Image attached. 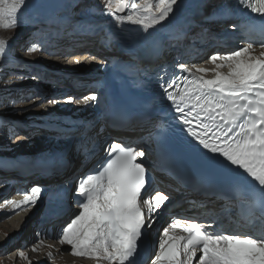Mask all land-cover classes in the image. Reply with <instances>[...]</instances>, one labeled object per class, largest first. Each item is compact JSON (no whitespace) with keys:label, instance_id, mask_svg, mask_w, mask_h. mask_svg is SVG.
Returning a JSON list of instances; mask_svg holds the SVG:
<instances>
[{"label":"snow or ice","instance_id":"6c2138e0","mask_svg":"<svg viewBox=\"0 0 264 264\" xmlns=\"http://www.w3.org/2000/svg\"><path fill=\"white\" fill-rule=\"evenodd\" d=\"M30 2L0 0V27H18L19 14ZM158 2L157 16L149 17L152 4L144 0L143 14L133 12L117 19L151 28L165 21L177 4V0ZM238 2L264 20V0ZM112 7L113 0H108L107 14L115 15ZM127 7L126 0H115L116 12L123 13ZM131 8L137 9V4H131ZM252 47L249 43L230 54L210 57L214 63L219 59L217 68H228L227 74L216 72L215 78L205 79L191 74L180 64V71L189 72L193 78L183 76L182 86L181 76L162 79L160 87L187 136L206 153L222 158L242 178L255 182L251 195L264 201V58L247 55ZM205 71L197 69L198 73ZM67 99L71 102L74 98ZM83 100L87 104L97 101L98 97L91 95ZM56 102L55 98L48 101ZM104 151L106 161L77 181L75 198L80 211L63 227L60 243L70 246L75 256L94 258L96 264H136L142 230L150 227L143 207L152 213L169 197L156 194L154 205L144 199L147 185L142 158L145 150L114 142ZM41 191L39 186L32 187L31 194H26L23 201L13 202L14 207L19 209L37 202ZM141 200L142 204L138 203ZM194 260L196 264H264V238L251 233L220 232L215 230L214 223H201L195 218H177L163 229L152 264H193Z\"/></svg>","mask_w":264,"mask_h":264},{"label":"rangeland","instance_id":"374dc122","mask_svg":"<svg viewBox=\"0 0 264 264\" xmlns=\"http://www.w3.org/2000/svg\"><path fill=\"white\" fill-rule=\"evenodd\" d=\"M212 1L213 0H208L206 5H208ZM37 4L39 3L36 2V5ZM32 6H35V3L33 2L28 3L27 6L23 9V11L29 10L30 8H32ZM43 7L46 11V13L44 14H47L45 19L53 17L54 12L57 15L62 13L61 11L56 9L55 4H53L52 0H48V1L45 0L43 3ZM69 13L70 11L64 14L66 17L64 15H59L60 16L59 19L57 18L53 19L52 22L56 24L54 27L51 26L52 29L44 25V23L38 22L31 25V24H27L24 21H23L24 24L19 23V26L16 28L4 29L0 27V40L5 42L3 44H0V49L6 50L8 53L11 50V53L16 52V53H20V55H21V50L19 51V48L22 49L25 47V49L27 50L31 48L32 50L27 51L28 53L30 52V54L34 51L32 53L34 55H30L32 59L27 58V60H29L30 62V64L28 65H30L31 67L29 66L28 69L26 67L17 68V70L19 71L18 73H12V71L11 72L9 71L10 69L8 68L9 65L7 60L8 57H6V59L0 60V166H3L5 164V166L0 168L19 167L15 169V172H17L16 175H18L17 179L12 177V176H16L13 169H9L11 171H0V227H1L0 228V264H40L37 263L36 260H34L33 262L28 258H21V254H18V252L27 251V254L33 256V254L37 252V249H42V251L40 252L46 253L47 250L43 249L45 244H42L43 238L41 237L43 230L46 228V224H44L43 222L45 219H47V221L54 220L53 216L55 215V213L50 212L49 215H51L52 217L51 216L46 217V213H43V211L44 209H46L47 206L48 208L60 210L59 207L55 205L56 194H52L53 198L51 199V201H47V199L50 198L47 192L52 193L50 186H48V182L58 179L59 181L63 180L64 185H66L64 180L68 181L69 177L66 178V175L62 173V171L64 172L63 165L66 164L67 166L68 162L75 163L82 154L80 152L82 145L84 147V144L88 140L83 141L81 144L75 147V149H73L71 152L68 153L63 152V150H61L56 156H54L55 153L52 151H55L56 149L60 148L61 144L68 143L69 137L72 139L76 138V137L74 138V136L75 134H78L77 133L78 131L72 129L74 128L72 126L75 125L76 122L77 125H81V124L87 125L88 123L94 122L95 125L94 124L93 125L97 126L98 119L100 118V113L102 112V108L104 105L106 106V103L108 102L104 99L102 93L103 89L100 83L97 91H95L96 93L92 91L84 96L86 97V96L96 95L98 97V100L94 101L93 105L89 106V109L87 110L85 115L78 118L77 120L74 118V115H72V112L67 113L69 111L67 107L70 106L74 107L78 105L79 99H77V101L74 102V104L71 101V103L66 106L65 110H63V109H59L56 103L55 104L48 103V101L51 100V96L45 98V95L47 94L46 92L47 90L49 89L51 90L50 94L56 91L55 88L53 87L56 84L54 83L56 81H51L50 85H48L47 87L43 85L45 82H47L45 80H49L48 78L49 74H45V73L52 70L50 68L55 67V65L57 64L56 62L48 63V64L45 62V58L48 57L47 56L48 50L51 47L52 48L59 47L58 44L54 46H50V45L56 43L58 41L57 38H61V40H59L60 42L70 41L72 39L69 38L72 37L76 38L79 32H81L79 26H77L81 22H79V20H76L72 16H71L72 18H70L71 13L70 14ZM201 24L195 25L193 22L187 25L182 23L179 25L180 27L188 26L186 28L188 30H186V32L183 34L182 37H180L179 39L177 38L178 41L174 42V44L172 45L173 47L176 45L174 49H172L174 51H171L174 52L173 55L178 53L179 55L183 56L185 55V52L187 54V48L190 45H193L195 43V40L198 39L197 37H199L200 34L199 29ZM212 26L213 24L211 25V27ZM51 30L53 32L52 37H50ZM215 31L216 29L208 30V32H206V34H208V38L220 34L218 30L217 32ZM185 36L187 37V40H184L186 38ZM97 38H96V42H97ZM231 39L236 40V37L235 38L230 37L227 39V41ZM12 40H16V45H15L16 49L13 47L10 48V44L12 43L11 45H13V42H11ZM39 54L41 55L40 57ZM193 54H196V52H194ZM211 54L212 52L209 51V53L203 56V59H207L208 57H210ZM104 57L107 56L104 55ZM104 57L101 58L100 56V59L104 60ZM94 62L97 63L98 61L95 60ZM107 64H111V63H109L108 60H104L99 70L102 72L106 71ZM104 76L105 75L103 73L102 77ZM70 77H76V76H70ZM94 77L100 78L97 75H95ZM102 79L103 78H101L100 80ZM89 82L90 81L88 80L89 85L96 84ZM85 87L88 88V86ZM43 96H44V100H41L43 99ZM68 96L69 93L64 95L62 98H66ZM37 98L38 100H36ZM16 105H21V106L23 105V106L22 108L20 107V109L16 112H10V115L8 111H1V109L5 108L6 106L11 107ZM81 109L85 110V106H82ZM61 114L64 115L66 114L67 115L66 118L70 116V121L69 120L67 121L66 119H61L60 118ZM14 115H16V118L13 117ZM23 116H24L23 122L17 120L18 118L22 119ZM73 119L77 121L73 123ZM85 120H89L90 122L87 121L84 123ZM19 121L20 123L17 124V122ZM18 126H21V129L18 132H16L17 131L16 129H19ZM40 126L43 127V130L39 129ZM44 126H47L49 128H44ZM52 126H66V127L65 129H63V133L61 134L55 133L57 134V136H54V133H52L53 130ZM93 130H96V128L89 129L90 132ZM110 140L111 139H108V141ZM114 140L115 139H113V141ZM52 160L54 161L52 162ZM11 164H14L13 165L14 167L11 166ZM61 166H63L62 169H59L58 171L57 168L58 167L61 168ZM80 178L81 176H78L77 180H79ZM28 181H32L35 186H39L42 190L41 194L38 197L37 202L30 203L27 206H23L19 208L13 213H9L11 207L14 206L13 202L18 203L19 201L24 200V196L26 194H29V192L26 190L27 189L26 187L30 186L32 182H28ZM49 184L52 186L58 185L57 183H49ZM43 194H44V198H42ZM61 212L65 214V211L60 210V213ZM23 217H24V221H22ZM44 217L45 219H43ZM11 221L12 223L10 224ZM34 225L36 227L35 233L31 236L29 228ZM55 225H59V224L49 222L47 228L49 227L52 228ZM16 227L18 228V231H20L19 234L14 232ZM49 234L50 233L46 234V239L50 241V243H53V240L49 239L50 238ZM40 252L38 251L37 253ZM12 256H14V260L11 259ZM51 258L52 259H49L48 257L46 264H66L65 262L61 263L60 260L59 261L55 260L56 258L53 257Z\"/></svg>","mask_w":264,"mask_h":264},{"label":"bare ground","instance_id":"6f19581e","mask_svg":"<svg viewBox=\"0 0 264 264\" xmlns=\"http://www.w3.org/2000/svg\"><path fill=\"white\" fill-rule=\"evenodd\" d=\"M42 1L43 0H31V2L35 3V6H32V8H30L29 10H27V11L24 10L23 13L19 14V20H20L19 23H23V21L26 22L27 24H31V25L38 23V22L44 23L45 21H43V17H39L40 14L46 13V11L43 7V3L45 0L43 2ZM46 1H48V0H46ZM52 1H53V4H55L56 9L62 12L59 15H64L71 10L70 8H73V10H77L75 8V5H77L78 1L79 2H84V1L86 2L88 0H52ZM99 1L102 3L100 4L101 7H99L100 12H98V14H97L98 17L97 16L94 17V15H96V14L93 11L88 10V12H87L89 14L87 16L90 17L91 19H93V22L91 23V25H93V26L90 25L87 27L84 21L79 23V25H77V26H79L80 31H83L85 28H87V30H88V31L84 32L83 34H81L80 37H78V38H85L86 39L87 37H90V35H92L91 38L94 40L93 42H96V38H97V35H99V31L93 32V31H89V29H91V27H92V29L96 30L99 28L100 25L106 27V31H109V32L105 33L104 46L99 48L100 49L99 52L100 53L105 52V54H108L107 53L108 49L112 50L111 51L112 55H109V59H107L108 62L111 61V64H107L106 71L102 72L99 70L101 65L103 64V61H104V60L100 59V54H99V55L94 56L95 60H97L98 62L97 63L93 62V65L90 66V69L88 70V72L85 76H81L78 78H76V77L65 78L66 76H63L61 74H59V75L52 74V73H50V71L45 73V74H49V77H48L49 80H45L47 82L44 81L45 82L43 84L44 86L47 87L48 85H50L51 81H56V84L53 86L56 91L53 90L54 92H52V94H50L51 90L50 89L47 90L46 91L47 94L45 95V98L49 97V96H51V99H52V97L55 98L57 101L56 105H58L59 109H63V110H65L66 106L71 103V102L67 101L68 100L67 98L69 96L74 98L72 100L73 104H74V102L77 101V99H79L78 105H76L74 107H71V106L67 107V109L69 110L67 113L72 112V115H74V118L77 120H78V118L84 116L85 113L87 112V110L89 109V106H92L94 103V101H88V103L86 104L83 100V97L86 94H88L92 91L93 92L97 91L96 86L94 87V86H90L88 84L89 79H92L93 81L98 83V87L101 83V86L103 89L102 93H103L104 99L108 102L109 101L113 102V104L123 103L124 101H128L130 97H133L132 95L147 96L149 94V91H148V80L150 77L148 74L149 66L145 62H143V66H144L143 68L138 69V70L136 69L137 71L135 70V72H131V70L129 69L130 62H139L138 57L141 55L142 56H144V55L148 56L149 50H151V48L155 49V53L153 55L154 57L157 55H160L159 51L160 52L164 51V53H167L169 55H173L174 52H171V51H174L172 49H174V47L176 45L174 47L172 45L174 44V42H177L180 37L183 36V34L186 32V30H188V29H186L188 26L180 27L179 25L181 23L187 25V24H190L193 22L195 25L201 24L200 23L201 20L203 18H205L206 15H208V13H210L212 7L217 6L221 0H213L208 5H206L208 0H177V4L173 6V12H171L169 14V17L166 18L165 21H162L160 24L153 25L151 28H148V29H145L143 25H132L128 21L117 19L118 16H125V15H128V14L133 13V12H137L138 14H143V8L141 6L144 4V0H126V3L129 5V7H127L123 13H118L115 11V0H113V7H112L111 11L114 12L115 15L107 14L108 10L106 9V5L108 3V0H99ZM36 2H38L39 4L36 5ZM149 2L152 4V8L149 9V13H148L149 17L157 16L159 14V2H158V0H149ZM133 3L137 4V9H135V10L131 8V4H133ZM218 7H220V6H218ZM202 12H204V14ZM70 13H71V11H70ZM71 15H73V17L76 20L80 21L81 17L79 15H77L75 13H71ZM104 16H106V17L108 16V18L105 22H101L103 19H105ZM90 18H88V19H90ZM199 18H201V19H199ZM98 22H100V24H98ZM213 22L214 23H213V26L211 28L208 25H205L204 23L201 24L200 29H199V31H200L199 37H197L198 39L195 40V43L193 45H190L187 48V54L185 52V55H183V56L179 55L178 53L173 55L175 58V61H177L180 64H183L184 66H189L191 68L190 70H192L195 75H202L205 79L215 78L216 72H220L221 74H227V72L229 71V69L226 67L217 68V64L221 63V61L218 59L215 63L212 62L210 59V57L212 55H214V54H219V55L230 54L233 51L240 50L242 48L247 47V45L249 44L244 39L240 38V40H238V38L241 35L238 31H236L237 28L233 27V25L230 26L229 23H228L229 26H226L227 22H225V21H223L225 23L223 24V27H222L223 29L222 30L220 29L221 30L219 32L220 34H217L211 38H208V34H206V32H208V30H214V29L218 30V27L223 23V22L218 23L215 20H213ZM215 23H217V25H218L217 28H216ZM224 26H226V27H224ZM230 37H232V38L236 37L237 40L231 39V40L226 41ZM216 38H219L220 40L217 41ZM184 40H187V37ZM216 42L222 46V51L217 48L218 45L216 44ZM228 43L230 46H227ZM120 46L124 50V52H122V53L117 51L118 47H120ZM40 50H41V48H40ZM79 50H83V48H80ZM126 50H130L131 53H133V54H129V56L126 55V52H125ZM209 51L212 52L210 57H208L207 59H203V56L205 54L209 53ZM194 52H196V54H193ZM32 53L30 54V52H29V55H34ZM135 53L137 55H135ZM261 53H264V46H262V44L261 45L253 44L252 49L249 51V53L247 55H249L251 57H256V58H264L261 56ZM62 54H63L62 47H53V48L51 47L48 50V55H47L48 57L45 58V62L47 64L53 63V62L54 63L56 62L57 64H59V63H61V61H59L58 59L61 58ZM8 55H9V53L6 50L0 49V60L6 59V57ZM40 56L41 55L39 54V57ZM54 57H56V58H54ZM111 57H112V59H111ZM194 65L197 66L196 69H195ZM199 68H204V69H206V71L203 73H198L197 69H199ZM143 69L145 71H141ZM51 71H53V70H51ZM103 73L105 75L104 77H102ZM95 75L99 76L100 78L94 77ZM91 77H93L94 79L96 78V79L94 80ZM101 78H103V79L100 80ZM85 86H88L89 89L86 88ZM67 93H69V96L66 98H62ZM36 100H38V98ZM41 100H44V96H43V99H41ZM22 106L21 105H16V106H11V107H7V106L5 107L4 106L5 108L1 109V111H8L9 115H10V112H16L20 109V107L22 108ZM82 106H85V110L81 109ZM24 115H26V114H24ZM66 116H67L66 114L65 115L61 114L60 118L66 119L67 121L68 120L70 121V116H68V118H66ZM17 120H20L21 122H23L24 116L22 119L18 118ZM77 120L73 119V123H75ZM20 121L17 122V124L20 123ZM76 123H75V125H73V126L71 125V126L74 127L72 129H74L78 132L81 131L87 125L89 127H88V129H85L86 131L89 129H93V128L97 127V126H94L95 125L94 122L88 123L87 125L81 124V125H77V126H76ZM18 127H19V129H16L17 130L16 132H18L21 129V126H18ZM151 127L153 130L149 131V134H147V132H145L146 133L145 135H142L139 139H137V141H140L139 150L143 149L146 151V155L143 159L147 160V161H150L149 156H151L150 145H151V143L154 144L155 141L157 140L156 137L158 135H155V134H156L157 130H159L161 125L159 124V121L157 119H154L151 123ZM93 134H94L93 132L92 133L89 132L88 136H89L90 140H88V141H92V142L96 141ZM79 136L80 135H78L77 140H75L76 139L75 138L74 141L81 144L86 139L79 137ZM114 136H117V134ZM108 139L103 140V142L99 145L100 149L103 148V143L107 142ZM114 142L117 143V139L112 141V143H114ZM95 146H97V145H95ZM93 153H94L93 151H90V152L81 154V156L77 159V161L75 163L68 162L67 166H66V164L63 165L64 166V168H63L64 172L62 171V173H64L66 175V178L69 177L68 181L73 179L77 173H82L80 175L81 177L86 176L85 172H83V170H85V168L88 167V165L90 164V160H92L94 158L95 155H93ZM104 153L100 154L99 157H102L104 155ZM63 166H61V168L58 167L57 168L58 171H59V169H62ZM57 184L63 185V187L61 189H56V192H60V193L59 194L56 193L55 198L59 197L61 192H63V188L67 185V183H66V185H64L63 180H60L59 182H57ZM57 184H55V185H57ZM156 194H160V193H155V194L153 193L151 196L144 197V199H148L149 202L154 205ZM19 202H21V201H19ZM141 202H142V200H141ZM61 204H62V202H60L56 198L55 205H57V207H59L60 210L65 211L66 208L64 206H62ZM145 209L148 212V208L146 206H145ZM9 210H7V211H9ZM16 210H18V209H16L13 206V207H11V210L9 211V213H13ZM79 211H80V209L78 206H76V210H72V213H70V214H68L65 211L64 217L66 218V220L63 219L59 225H55L52 228L49 227L50 231H48L47 233H50L49 234L50 236L56 237L57 240L55 241V243H50V241H48L46 239V237L42 239V244H45L43 249L47 250L46 253L40 252V251H42V249H37V252L39 251L40 253L35 252L33 254V256H30L29 254H27V251L18 252V254H21V258H28L29 260H32L33 262H34V260H36V262L40 263V264H44V263L46 264L48 257H49V259H52L51 257L56 258L55 260H58V261L60 260L61 263L65 262L66 264H96V260L94 258H91L88 256H75L71 253L70 246L60 243V238L62 237L63 227ZM22 221H24V217H23ZM11 223H12V221L10 222V224ZM46 230L47 229L45 228L43 230V232H45ZM14 232L17 234L20 233V231H18L17 227L14 230ZM59 232H60V234H59ZM162 238H163V234H162ZM51 246H54V247H51ZM11 259L14 260V256H12ZM33 262H31V263H33ZM193 264H195V261H193Z\"/></svg>","mask_w":264,"mask_h":264}]
</instances>
